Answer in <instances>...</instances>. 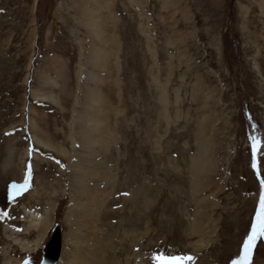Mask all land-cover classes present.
Returning a JSON list of instances; mask_svg holds the SVG:
<instances>
[{
  "label": "rangeland",
  "instance_id": "1",
  "mask_svg": "<svg viewBox=\"0 0 264 264\" xmlns=\"http://www.w3.org/2000/svg\"><path fill=\"white\" fill-rule=\"evenodd\" d=\"M262 181L264 0H0V264H233Z\"/></svg>",
  "mask_w": 264,
  "mask_h": 264
},
{
  "label": "snow or ice",
  "instance_id": "2",
  "mask_svg": "<svg viewBox=\"0 0 264 264\" xmlns=\"http://www.w3.org/2000/svg\"><path fill=\"white\" fill-rule=\"evenodd\" d=\"M251 139L253 143V155L255 156L256 149L260 146V141L256 137H252ZM29 175H31V173H29ZM262 185H264V181H262ZM15 191L16 186L13 185V192L15 193ZM260 238H264V195L261 196L260 210L257 213L256 222L252 226L251 234L248 235L243 242L242 255L238 260L234 261L233 264H252L253 249L256 241ZM155 259L157 264H186V262H190L193 258L191 256L168 257L159 255Z\"/></svg>",
  "mask_w": 264,
  "mask_h": 264
},
{
  "label": "bare ground",
  "instance_id": "3",
  "mask_svg": "<svg viewBox=\"0 0 264 264\" xmlns=\"http://www.w3.org/2000/svg\"><path fill=\"white\" fill-rule=\"evenodd\" d=\"M93 18V17H92ZM91 22H92V19L90 20ZM93 21H96V20H93ZM96 24H97V21H96ZM91 25H92V23H91ZM97 27V25H95L94 24V27ZM93 28V27H92ZM96 54V53H95ZM102 57H103V55H102V53L101 52H97V54L96 55H94V59H95V61L99 64L100 63V61H101V59H102ZM99 66V65H98ZM94 140H92V141H90L89 140V146L90 147H92L93 145H94ZM37 146L38 147H40L41 149H43V150H45V151H49V148H48V146L45 144V143H43V142H41V141H38V143H37ZM11 162V161H10ZM9 164V163H8ZM4 168V167H3ZM7 170V169H6ZM5 171V170H4ZM15 173V172H14ZM79 188H80V190L82 191L83 189H82V187H80L79 186ZM62 223V222H61ZM55 224L56 223H54V225H53V227L55 226ZM37 225L38 226H40V227H43V232H45L46 230H45V228H46V226H44V222H38L37 223ZM64 227V226H63ZM53 229V228H52ZM52 231V230H51ZM50 235H51V233H50ZM49 239H50V237H49ZM62 243H63V245H62V251H61V255H60V259H59V261H58V263L57 264H88L87 263V260L86 259H84V258H82V257H80L79 256V254H76V251H75V248L74 247H72V245H71V247H68V245L67 246H65L64 247V233H63V235H62ZM47 244V243H46ZM45 244V245H46ZM45 245H43V247H42V251H43V248L45 247ZM74 246V245H73ZM125 246V245H124ZM40 248H41V244H40V242H38L37 244H36V242H35V244L32 246V247H22L21 248V250H23L24 251V253H37L39 250H40ZM92 248V247H91ZM94 251V250H93ZM96 251H97V249H96ZM96 253V252H95ZM79 256V257H78ZM89 258H91V257H89ZM89 260V259H88ZM91 261V260H90ZM97 261V262H96ZM94 262H96L95 264H108V263H106V262H104V260L102 261H100V260H93V263ZM5 264H7V263H5ZM92 264V263H91ZM111 264H118V263H111Z\"/></svg>",
  "mask_w": 264,
  "mask_h": 264
},
{
  "label": "water",
  "instance_id": "4",
  "mask_svg": "<svg viewBox=\"0 0 264 264\" xmlns=\"http://www.w3.org/2000/svg\"><path fill=\"white\" fill-rule=\"evenodd\" d=\"M63 228L61 223H56L50 235V239L43 248L41 264H57L62 251Z\"/></svg>",
  "mask_w": 264,
  "mask_h": 264
}]
</instances>
